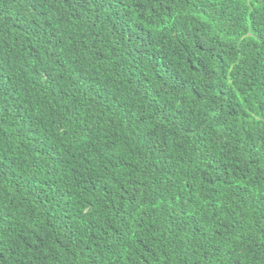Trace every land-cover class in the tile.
Segmentation results:
<instances>
[{
	"label": "trees",
	"instance_id": "obj_1",
	"mask_svg": "<svg viewBox=\"0 0 264 264\" xmlns=\"http://www.w3.org/2000/svg\"><path fill=\"white\" fill-rule=\"evenodd\" d=\"M0 264H264V0H0Z\"/></svg>",
	"mask_w": 264,
	"mask_h": 264
}]
</instances>
